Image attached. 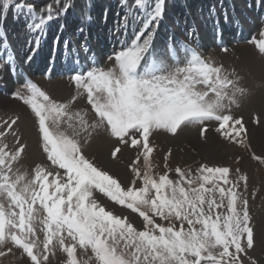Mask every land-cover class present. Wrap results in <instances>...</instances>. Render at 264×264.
I'll return each mask as SVG.
<instances>
[{
    "label": "snow or ice",
    "instance_id": "1",
    "mask_svg": "<svg viewBox=\"0 0 264 264\" xmlns=\"http://www.w3.org/2000/svg\"><path fill=\"white\" fill-rule=\"evenodd\" d=\"M54 2L55 7L51 0H0V90H7L15 104L0 106V261L18 253L24 264H49V256L59 250L64 264H79L77 251L82 250L91 253L94 264H260L254 256L257 237L246 174L197 161L194 171L192 165L177 166L172 179L171 149L163 157V174L152 171L150 138L157 133L178 137L194 127L199 141L206 143L214 132L220 142L248 148L244 118L231 114L233 105L240 106L238 96L250 94L238 79L229 78L236 71L204 58L192 43L195 21L185 20L184 39L167 27L160 35L168 0H122L123 14L108 29L119 43L106 56L110 66L101 63L103 56L88 55L95 5ZM8 13L27 34L26 63L47 60L42 45L49 42V28L59 30L49 50L59 52L63 35L61 74L75 86L72 107L77 97H85L90 108L71 110L17 71L5 28ZM103 18L106 23V12ZM209 19L218 23L214 9ZM259 34L264 36V30ZM254 47L264 59V39ZM253 122L259 124V118ZM97 137L107 142L111 160L135 151L127 181L85 154V145ZM30 139L46 159L29 163L31 178L26 179L17 165L25 161ZM252 158L264 163V157ZM97 193L142 223L117 214ZM260 246L264 252V238Z\"/></svg>",
    "mask_w": 264,
    "mask_h": 264
},
{
    "label": "rangeland",
    "instance_id": "2",
    "mask_svg": "<svg viewBox=\"0 0 264 264\" xmlns=\"http://www.w3.org/2000/svg\"><path fill=\"white\" fill-rule=\"evenodd\" d=\"M104 1L102 2L101 0L97 2L99 8L97 7L98 9L94 13L96 19L93 16L95 19L94 25H100L102 24V22H104L102 25L98 27L97 26L93 27V36L95 34L96 36L93 37L94 39L92 38L91 43L93 45L91 44V46L92 49H96V50L98 47V51H100L101 47H103L104 45V44L101 45L99 43L101 42L102 37L105 38L103 33L105 34L106 32L109 33L108 29L115 27L118 18V16L116 17V14L118 15L123 14V9L121 8V6L118 7V9L120 10H115V5L118 2H120L121 5L122 0H111V1L104 0ZM212 1L215 2L218 1L216 3L217 7L213 6L214 4H212ZM212 1L211 0H168V8L165 13V19L163 23L169 21V16H171L173 20L174 19L179 20L180 23L182 21V24L184 25L183 27H181V24H179L178 27H173L175 22L171 27H169V29L175 30L174 31L175 37L181 39L184 37V30H185L184 28L187 27L186 24L184 23L185 20H187L188 24H191L192 22H190V19L192 21H195L197 19L198 21L195 24L197 28L201 26L204 27L211 26L209 20V10L214 9V11H217V13H219L218 16H216L215 14V17L218 20L217 24H221L225 22L226 24H228L229 27H232L234 29V31H232L233 34L231 33L226 35L227 40H223L221 37V39L219 38L220 41L216 43L217 40L215 41V39L218 34L217 30L220 28L216 27L215 25L212 28V30L214 29L213 30L214 32L212 31V33H210L212 39L211 40L212 45L214 46L202 47L196 37H193L194 41L192 40V43L200 47L199 50L201 51L202 55L208 62L215 63L217 65H221V64L224 65L227 72H231L232 70H235L238 75L235 77L230 76L229 78L238 79L239 86L245 88L250 93L246 97L238 96V99L240 100V106L236 107L235 105H233L231 108L232 115L236 117L243 116L244 118L245 124L248 128V137H247L248 148L241 147L239 145L227 144L226 142H220L219 140L215 139L216 134L214 132L210 133L209 140L206 143L199 141L197 137L196 129L194 127L185 128L184 131H182L178 137H172L171 135L164 133H157L150 138L152 145L154 147V152L151 156V161L153 165L152 171L156 175L163 174L164 172L163 157L164 154L168 152L169 149H171L172 152V155L169 157L168 160V166L170 169H172V171L169 172V176L172 179L176 178L174 169L177 166L181 167L182 169H187L188 165H192L194 171L197 166L196 164L197 161L201 163H206L209 166L229 167L231 170H233V172L236 169H240L242 173L248 176V181H247L248 190L246 193V197L249 200L250 215L252 216L251 226L254 228L257 237V248L254 253V256L260 261V264H264V252L261 251V246H260V241L262 238H264V163H261L260 160H256L252 158L253 154H255L258 157H264L262 156V154H260L261 151H258L254 147L252 141V136L254 135V134L252 135V133H255L256 131L260 132L264 130V80H263L264 78L261 77V75L259 74L260 72H258V70L260 69L264 70V59H262L259 55H257L254 47L260 39H264V36H260L259 34L261 30H264V28H262V26H264V14L258 17V19H256L255 16L252 17L253 21L259 20L256 23L257 27L253 29L255 31L252 30L250 33L247 32L244 34V29H243L244 24L243 26H239L236 24L231 25L228 23V21L226 22L225 20V17H227V20L229 19V21L232 23L230 16L225 12L227 8L229 10L231 9V11L233 10V7L229 5L231 3L223 4L221 0H212ZM34 2L37 4H43L49 2V0H34ZM51 2L53 3V7H55L56 5L54 0H51ZM237 2L240 6L244 7V0H239ZM185 3H189L188 7H186L185 10L180 9L182 4ZM101 6L102 8H100ZM235 9L238 12L237 13L238 17H241L243 19L245 16H249L250 13H253L252 7L248 10L247 13L245 7L244 9L243 8H235ZM115 11H118V13L115 14ZM105 12L107 15V19L110 16H115V18L112 20L108 19L107 22L105 23V20L103 18ZM186 13H190V18L189 17L185 18L186 16H184L183 14ZM172 16L175 18H173ZM10 22H13L12 15L11 13H8L7 25H9ZM235 26H237L238 28L235 29ZM240 27L242 30L241 32L243 34L241 33V35L238 37L236 35V32L239 30ZM56 31L57 30L54 28H50V30H48L49 42L53 37V33ZM195 31H197L196 28ZM68 35L70 36L69 37L70 39H76L72 35V33H69V31H68ZM160 35L161 36L165 35V27L163 25L161 26L160 29ZM222 36H225L224 33ZM97 37H99V39H97ZM63 38L64 37L62 35L60 51L58 52L59 55H56L58 59L57 61L55 60L56 66L60 61L59 59L61 55L64 54ZM27 39H28L27 37H24L23 44L28 46ZM111 39L113 42L108 46V51L109 49H111L110 53H112L114 48L115 49L119 48V43L115 41V38H111ZM109 42L111 41L109 40ZM25 45H21L20 47L17 46V48H24L26 47ZM104 46L106 48V45ZM244 47H246L247 50H245L246 48ZM224 49H226V51ZM246 51H248L253 55V59L248 58V61L244 60V52ZM105 52L106 50L104 51V55H103L104 59L101 61V63L105 66H110L106 58L107 54L110 53H105ZM15 53H16V57H18L19 51L15 50ZM50 55L51 54L47 56V60H45V62L46 64L52 65L51 58L49 57ZM80 55L83 57L81 60V63L83 64L85 61L84 53L81 52ZM88 55L89 58H91V54L89 53ZM70 56H71L70 57L71 62L73 57L75 63V58H74L75 53L74 52L70 53ZM19 58L25 59V56H23L22 58L19 56ZM17 62H19V60H17ZM22 64H23L22 65L23 68L26 69L28 68L29 70L34 71V75H36L35 77L36 79L33 81L36 82L41 87V89L44 90L47 94H49L52 98L56 99L59 102L69 103L70 109L73 111L80 110L83 113L87 108H90V106L86 105L85 97H77V102L75 103V106L72 107L71 97L73 95H76V89L75 86L70 81L67 74L65 76H59L58 72L57 73L54 72V75H51V79H48L43 72L46 71L47 68H49L48 65L47 68L45 67L46 64L40 67V65H37V61L35 60L34 62L31 63H26L24 62V60H22ZM52 68H54L53 65ZM50 74H53V71L50 72ZM6 92L7 90H0V106H3L4 108L15 107L14 102L8 97ZM257 117L259 118L260 121L259 124L253 122V120ZM88 119H91V115L88 116ZM251 129L255 131L251 133L252 131ZM215 142L217 144H220L221 149L224 151L225 153L223 156L224 158L216 159L215 156H213V154H209V153L207 155L205 154L203 155L204 151L201 148V146L213 145L215 144ZM28 144L29 147L25 161H22L20 165H17V167L20 169V174L24 175L26 179L31 178V172L27 165L32 161L39 162L41 160L46 159L42 155V153L37 149L34 139H30L28 141ZM107 148H108L107 142H105L102 138L97 137L95 139H92L90 144L85 145L84 150H85V154L88 155L90 158L96 160L97 163L102 168H105L106 170H109L111 174L118 176L122 182L127 181L130 175L127 165L131 162L132 159H135L136 156L135 151L126 150L119 160H111L107 156ZM230 178L235 179L236 177L233 175V173H230ZM240 183H241V187H243V182ZM96 195L97 198L102 203L107 204V206L110 209L115 210L117 214H119L122 211L125 215H128L130 219H134L137 222V226H139V224L142 223L140 221V218L136 214L131 213L130 210L120 209V206L113 205L110 201H107L106 198L101 196L99 193H97ZM41 239H42V233H41ZM77 256L79 259V264H94V260L92 259L90 252L85 253L82 250H78ZM0 264H24V262L23 260L20 259L19 254L17 253L15 257L8 256L4 258L2 261H0ZM49 264H64V254L61 253L59 250H56L55 255L49 256Z\"/></svg>",
    "mask_w": 264,
    "mask_h": 264
},
{
    "label": "bare ground",
    "instance_id": "3",
    "mask_svg": "<svg viewBox=\"0 0 264 264\" xmlns=\"http://www.w3.org/2000/svg\"><path fill=\"white\" fill-rule=\"evenodd\" d=\"M98 1H101V0H90V2L92 3V4H94L95 5V7H94V11H93V16L95 17V12H96V10L99 8L98 7V4H97V2ZM104 0H102V2H103ZM111 1V0H110ZM212 1V0H211ZM224 1V2H223ZM228 1V2H227ZM237 1H239V0H221V2L223 3V4H226V3H231V4H229L230 6H232L233 7V10L231 11V9L229 10L228 8L225 10V12H226V14H228L229 16H230V19H231V21H232V23L229 21V19L227 20L228 21V23L229 24H236V25H239V26H243V24H244V34L245 33H247V32H251L253 29H255L256 27H257V25H256V23L259 21V20H252V17H256V19H258V17H260V16H262V12H264V2H262V0H244V7L246 8V13L248 12V10L252 7L253 8V13H250L249 14V16H245L244 17V19L243 18H241V17H238V12H237V10L235 9V8H243L244 9V7L243 6H240L239 4H238V2ZM78 2H79V0H78ZM105 2V1H104ZM116 2V1H115ZM218 2V1H217ZM217 2H215V1H212V4H214L213 6H216L217 7V5H216V3ZM253 2V3H252ZM232 3H234V4H232ZM108 5H109V3H108ZM188 5H189V3H185V4H182V6L180 7V9H183V10H185V8L186 7H188ZM119 6H121L120 5V2H118L116 5H115V10H120V9H118V7ZM259 6H261V8H262V10H261V12H259ZM98 7V8H97ZM228 7V6H227ZM235 7V8H234ZM100 8H102V6L100 7ZM173 8V7H172ZM192 8V7H191ZM190 8V9H191ZM209 9V8H208ZM217 10V9H216ZM179 11V10H178ZM193 11V10H192ZM192 11H191V13H192ZM224 12V13H225ZM116 13H118V11H115V14ZM246 13H244V14H246ZM215 14H216V16H218L219 15V13H217V11H215ZM98 15V14H97ZM184 16H186L185 18H187V17H189L190 18V13H186V14H183ZM222 15V14H221ZM118 16V14H116V17ZM173 17V16H172ZM193 17V16H192ZM235 17V18H234ZM115 18V16H110L108 19L109 20H112V19H114ZM173 18H175V17H173ZM218 18V17H217ZM219 18H220V16H219ZM218 18V19H219ZM95 19H96V17H95ZM94 19V20H95ZM107 19V20H108ZM210 20V23H211V26H208V27H204V26H201V27H198L197 28V31H196V33H197V37L199 38V43L201 44V46L202 47H210V46H214V45H212V39H211V34L210 33H212V31L214 30H212V28L216 25V27H218V28H220V29H218L217 31H218V34L220 33H224V35L225 36H222V39L223 40H227V38H226V35H228V34H231L232 33V31H234V29L232 28V27H229L228 26V24H226L225 22H223V23H221V24H213L212 25V20L211 19H209ZM104 21V20H103ZM114 21V20H113ZM175 21H177V20H173L172 18H171V16H169V21H167L166 23H163L162 25L166 28H169V27H171L172 25H173V23L175 22ZM184 21V20H183ZM197 19L195 20V24L197 23ZM237 21H238V23H237ZM101 22V21H100ZM190 22H193L191 19H190ZM99 23V22H98ZM104 22H102V24H103ZM102 24H100V25H102ZM175 24V23H174ZM181 27H183L184 25L182 24V21H181ZM100 25H94V26H100ZM102 27V26H101ZM196 27V26H195ZM5 28H6V30H7V33H8V41L10 42V44H11V47L13 48V51L15 52V50H18L19 51V56L22 58L23 56H25V53H27V51H28V46L27 45H25V44H23V40H24V37H27V34L24 32V30H23V28H22V26L20 25V24H15V23H13V22H10L9 23V25H5ZM102 29V28H101ZM185 29V28H184ZM49 30H50V28H49ZM57 31L56 32H58L59 30L58 29H56ZM171 31H175L174 29H170ZM69 31V33H71V30H68ZM96 31V30H95ZM239 31H242L241 30V27L239 28ZM253 31H255V30H253ZM214 32V31H213ZM96 33H98V32H96ZM248 33V34H249ZM100 34V33H99ZM98 34V35H99ZM104 34V36H105V38H103L102 37V40H101V42H99L101 45H106V48H105V46L103 45V47H101V50L100 51H98V47H97V50L96 49H92V52L90 53L91 54V57H92V54L93 53H95V55H96V57L97 58H100L101 56H103L104 55V51H105V49H107L108 48V46L110 45V44H112V39L111 38H114V37H110L109 36V33H107L106 32V34L105 33H103ZM233 34V33H232ZM243 34V33H242ZM213 35V34H212ZM250 35V34H249ZM96 36V34L93 36V37H95ZM102 36V35H101ZM70 37V36H69ZM75 37V36H74ZM28 38V37H27ZM94 39V38H93ZM181 39H184V37L183 38H181ZM221 39V38H220ZM229 39H230V37H229ZM72 41H73V43H75V39H71ZM109 40L111 41V42H109ZM235 40V39H234ZM222 41V40H221ZM233 42V41H232ZM229 43V42H228ZM92 44V43H91ZM214 44V43H213ZM21 45H25L26 47H24V48H17V46L18 47H20ZM93 45V44H92ZM229 45V44H228ZM42 47H43V50H44V55L45 56H48L49 54H51L49 57L51 58V63H52V60L53 59H55L56 61H57V59H58V57L56 56V55H59V53L57 52V53H55V54H53V53H51L50 52V50H49V43L48 42H45L43 45H42ZM94 48V47H93ZM200 48V47H199ZM244 48H246V47H244ZM243 48V49H244ZM213 49V48H212ZM242 49V50H243ZM245 50H247V48L245 49ZM60 51V50H59ZM98 51V52H97ZM244 51V50H243ZM248 51H249V48H248ZM248 51H246V52H244V60L245 61H248V58L249 59H253V55L251 54V53H249ZM107 53H110V49H109V51L107 52ZM19 56L18 57H16L17 58V60H19V62H18V65H19V67H18V69H17V71H19L22 75H24V76H28V77H31L32 79H34L35 77H36V75H34V71L33 70H29L28 68L26 69V68H23L22 67V60H24L23 58L22 59H20L19 58ZM63 57H64V59L62 60L63 61V63L64 62H66V57H65V55H63ZM75 58V57H74ZM82 56L80 55V61L82 60ZM35 61H37V65H40V67L41 66H43V65H45L46 64V62H45V59L43 58V57H41V58H38V59H36ZM244 61V62H245ZM247 63V62H246ZM75 64V63H74ZM48 66H51V70H50V68L48 69L47 68V70L46 71H44V74H49L50 72H52V70L54 69V68H52V65L50 64H47ZM47 66V67H48ZM62 66H64V64L62 65ZM258 72H260L259 74L261 75V77H263L264 78V70H258ZM264 80V79H263ZM3 102V101H2ZM256 107H257V105H256ZM252 130V129H251ZM255 130H252L251 131V133L252 132H254ZM254 134V135H253ZM252 141H253V145H254V147L258 150V151H261V153L260 154H262V156H264V130L263 131H260V132H255V133H252ZM201 148L203 149V155L205 154V155H207L208 153L209 154H213V156H215V158L216 159H219V158H224L223 156H224V151L221 149V147H220V144H217L216 142H215V144H213V145H206V146H201ZM226 149V148H225ZM198 150V149H197ZM256 150V151H257ZM201 152V151H200ZM226 152V151H225ZM259 154V153H258ZM206 157V156H205ZM210 157V156H209ZM214 158V159H215ZM207 160V159H206ZM215 162V161H214Z\"/></svg>",
    "mask_w": 264,
    "mask_h": 264
}]
</instances>
